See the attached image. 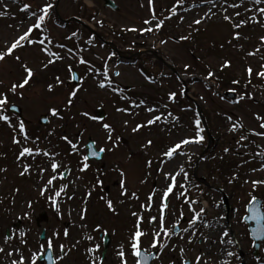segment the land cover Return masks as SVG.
Masks as SVG:
<instances>
[{
  "label": "rangeland",
  "instance_id": "rangeland-1",
  "mask_svg": "<svg viewBox=\"0 0 264 264\" xmlns=\"http://www.w3.org/2000/svg\"><path fill=\"white\" fill-rule=\"evenodd\" d=\"M112 1L119 8L117 12L103 9L101 0H90V2L89 0H59L56 14L58 15L57 18L65 20L75 17L80 21L77 23L82 27L79 25H64L60 23L57 25L56 23L58 21L53 17L49 21L53 35L58 38H63L73 30H80L84 38L87 39L91 35L90 32H92L98 35L103 40L102 42L117 45L124 56H130L129 51H135L136 49L146 51L144 55L142 54L143 56L141 58L143 60L145 59L147 61L150 57L154 61V59L159 58L163 63L161 68L157 66L153 69L146 66L149 74L154 77L156 82L148 83L145 76L139 71L138 67L142 64L143 60H140L135 65H129L125 62L120 63L112 59L109 61L111 72L119 71L121 73L120 77H113L114 81L121 87H131V90L127 93L113 94L110 91L99 89L92 77L89 76L83 82V88L86 91L81 94V100H87V105L81 101H77L75 107L64 113L66 119L60 121L56 118L49 117L48 108L50 105L48 101L59 103L58 98L66 89L57 88L54 93H48L47 84L54 83V77L57 74L61 75L67 81L68 72L66 67L60 62H57L47 70L43 69L42 62L46 60V57L40 52L38 46L21 51L22 58L35 70L36 76L33 82H30V87L25 98L13 96L11 93H9V97L21 108L23 119L28 129H30L29 133L35 130L41 138V147L67 153L70 146L61 140L60 137L63 134H68L70 138L77 137L83 128V125L79 128L77 127V124L81 121H87V131L84 132L83 140L80 142L81 151L84 154V147L88 139L96 141L97 150L101 146H110L105 140V133L100 124L87 120V118L80 115V112L84 110L93 113L96 108L104 110L106 114L105 120L111 122L116 127L121 139L120 147L115 152L104 153V157L100 162L90 161L92 167L85 173H78L77 171V156H64L65 161L70 162L72 174L65 181H55L57 188L60 183H66L77 175L82 176L83 179L77 180L75 184H69L68 193H74V199L68 200L66 197H61V211L64 215L63 219H60L37 190L38 186H42L47 181L49 173H44L43 180L39 179L38 173L35 170H32L30 176H20L19 164L16 161L19 146L12 142L13 130L7 125L0 124V168H7V172H0V198H3V203H0V240H2L4 235V224L11 223V225H14L16 223L15 216L24 207L25 200L31 199L38 202L34 205L36 211L30 224L31 232H29V240L33 249L37 247V236L42 228L47 230L48 236H51L55 229L61 233L60 238L55 240L54 247L57 264H88L87 261L90 260L92 254L87 249L94 244H100V249L96 253V257L99 258L100 251L102 250V232L103 229H107V234L111 237V242L107 247L104 264H120V258L116 255V252L122 242L125 245L128 244L130 231L134 229L137 219L132 216V212L143 213L145 217V228L148 227L147 218L151 215H158L156 208L160 203V191L156 192L153 210L151 212L144 211L140 207L142 203L148 202V196L154 189H163L165 187L164 176L157 171L159 167L158 153L168 145L177 142L180 136L184 134L183 131H177L176 129H173L171 133L165 132L162 130L165 127L163 125L145 127L138 133H132L131 128L137 123L146 122L153 115L145 110L148 106L162 105L168 102L167 93L170 90L179 91L182 83L176 79V76L183 73L184 63H190L192 64V68L189 69V76L184 78L183 83V86L188 89V93L180 97L177 104H170V107L175 114L181 116L182 122L185 125L191 123L194 113L192 110L183 111L182 109L192 103H195V105H192V109L197 106L199 111L202 110L209 116L210 125L213 128L210 133L213 139L211 140L206 155L203 156L207 157V159H199L197 165L194 166L198 155L205 149L206 143L203 147L196 145L188 146L189 150L194 152L195 155L192 163L187 167L190 178L192 179L193 174H195V179L197 180L195 184L205 190L206 195L204 199L214 197L216 203L222 201L220 207L215 208L212 206L210 200L207 210V221L213 226L219 224L230 229V236L238 243L235 247L229 246V250L237 251L238 257L225 258L221 256L219 248L223 246L218 243H212L213 240L219 241V229L213 231L203 227L200 231L209 235L208 242L201 243L199 239H196L193 245L188 246L193 250L189 251L187 256L194 260L195 255L203 251L209 257V264H225V259L230 260L231 264H264V247L259 248V257L257 259L252 257V242L247 235V227L242 220L243 215H245V207L250 199L249 193H253L252 185L250 183L245 184L244 181L249 178L264 179V171L255 173L250 171L252 168H258L260 166L259 157L251 160L249 163H244L240 167L239 165H241L242 161L250 159L247 154L238 155L235 152L223 153V148H234L235 143L234 136L228 134L226 131L228 122L225 118H222V116L224 117V113L232 114L234 118L243 116L244 124L247 128L255 127L257 130H260L258 129L259 122L254 119L253 113L259 112L264 114V95L261 94L264 90L250 89L256 92V97L260 100L259 104L245 100L239 104L231 105L227 99L222 100L219 96L214 95L215 88L210 90L206 87L205 82L201 81V77L207 75L208 64H211L213 70H216L219 75V64L223 58L230 59L233 62V66L225 69L224 72L245 80V66L251 63L254 69L257 68L260 63L258 57H248L245 59L244 51L229 45L227 41L231 38L230 26L222 22L219 18H214L200 26H194L200 27L199 33L191 32L194 39L190 41H179L181 35L189 34L191 31L189 24H191L195 17L202 15V9H194L187 13L178 10L181 15L186 17L185 20L180 22L179 15H177L171 20L166 21L164 28L158 33L137 36L140 34L122 32L121 28L125 25L136 27L145 26L143 25V20L149 16L148 0H142L144 7L140 6L141 0ZM5 2L9 4L8 11L14 14V18L12 16L0 18V49L6 47V41L11 40L17 31L16 27H9V25H18L25 17V14L19 11V8L12 3V0H5ZM35 2L36 4H40L42 0H35ZM175 2L176 0H156L157 12L170 8ZM195 2L198 3L199 0H195ZM93 14H96L98 19L104 21L103 28L92 21L91 17ZM163 15L167 16L168 12L164 11ZM113 27H115V32L111 30ZM251 27L253 28L251 31L249 28L242 29L245 35L251 37L250 40L242 39L240 41L246 51H251L259 43L258 37L264 35V29H261L258 25ZM160 40H167L168 43L161 45L159 43ZM63 42L69 46H75V39L72 41L64 40ZM154 44L156 47H153ZM221 44L225 45L224 48L220 47ZM233 44H236L235 40H233ZM190 46H192V49H196L192 55L189 53ZM108 48V46L100 44L96 40L95 44L91 47V51L85 53L86 58L93 60L99 68L103 60L96 59V57L101 56L107 59L110 54ZM52 50L59 51V49L55 48ZM64 63H72L79 75H85L83 65H78L75 61L71 60L65 61ZM169 67L175 71L176 75H173L169 71ZM193 73L195 74V79L198 81L197 83H192L191 81L190 77ZM24 75L25 73L19 63L12 58H8L7 64L0 66V81H3L0 84V92L6 91L13 82L21 79ZM168 77H171V79H168ZM76 86L80 87L81 85L79 83ZM229 86L237 87L236 85L229 84L224 89L220 87L219 92L223 94V92L228 91ZM121 95H128L136 100L144 99L146 101L144 106L133 110L134 112H139V115L130 116L115 110L116 107L128 106L126 101L120 99ZM200 96H203L207 103L200 100ZM217 113L221 114L217 115ZM44 114L51 120L46 128H42L37 124L38 117ZM73 116H75L74 120L72 119ZM15 119L16 117H14V122ZM125 120L130 121L127 129L123 125V121ZM62 124L64 127H60ZM49 131H54L55 135L49 137ZM188 134L191 133L189 132ZM147 139L154 141V147L145 151L143 145ZM250 139L255 141V143L250 144L247 149L241 148L240 153H254L264 150V148H257V145H264V139L255 136L250 137ZM49 140L51 143L48 142ZM221 155H223V159L219 158ZM148 159L153 160L151 168L146 166ZM181 159L183 158L181 157ZM43 161L44 158H37L36 162L42 163ZM28 162L32 163V160L29 158ZM221 163L222 166H220ZM117 164L127 169L128 188L130 192L137 191L139 200L120 196L117 186L118 173L112 171V168ZM45 167H47L46 164ZM174 168L175 164L171 162L164 165V171L166 172ZM96 169H100L101 172L107 171V177H101L105 179L103 188H97L89 198L86 196V192L95 183ZM194 169H196L195 172ZM211 169H214V171L211 172ZM219 169H223V171ZM148 172H151V175H147ZM233 172L239 173V179L235 182L237 186L226 184V181L231 177ZM143 180L147 182L142 183L141 181ZM217 187L225 189V191L220 193L216 191ZM15 188L20 189L18 194L14 192ZM255 193L264 202V186L258 188ZM197 194V189H193L192 195L195 197ZM12 196L15 197V206L9 200V197ZM101 196L104 199H100ZM107 199H113L118 214H114L107 208L105 203ZM122 199L125 201L124 203L120 202ZM179 203L175 199L172 200L171 207L176 215L179 214ZM84 208H87V214L86 218L81 220L80 214ZM184 209L186 218H189L190 213L187 211V205H184ZM9 210L12 212L11 221H9L6 215ZM43 210L47 212L49 219L48 222L41 225L38 229L35 226L34 219ZM69 210H71L70 216L68 215ZM220 216H223L224 219L218 220ZM172 219V215H169L168 220L171 221ZM97 224L102 225L101 231L95 230ZM82 225H86V227H82ZM66 228L70 232V236L67 239L63 237V232ZM22 229H24V224H21L20 229L17 231ZM148 230L149 236L143 238V244L145 248L152 251L149 248L151 243V229ZM89 235L95 237V239L92 241L88 240L87 237ZM77 240H79V244H76ZM176 240L177 238H173L172 243H176ZM61 243L71 248V252L64 260L58 259L61 255L59 252V245ZM74 244L76 246L72 247ZM126 254L128 264H135L130 247L127 248ZM25 255H29V253L26 251ZM173 258L176 259V264H180L179 249L176 252H169L166 248L160 260H154L152 264H170V260ZM0 264H7V260L2 254H0Z\"/></svg>",
  "mask_w": 264,
  "mask_h": 264
},
{
  "label": "snow or ice",
  "instance_id": "snow-or-ice-1",
  "mask_svg": "<svg viewBox=\"0 0 264 264\" xmlns=\"http://www.w3.org/2000/svg\"><path fill=\"white\" fill-rule=\"evenodd\" d=\"M90 2V0H89ZM21 13L25 14V17L20 21L18 25H9V27H16L17 31L12 36L11 40L6 41V47L0 49V66L6 65L8 58H12L17 61L20 67L23 69L25 75L13 82L10 87L3 92H0V124L7 125L13 130V144L19 146V152L16 156V161L19 164V175L24 177L31 175L32 170L38 173L39 179H44V173H49V178L42 185L38 186L37 190L41 197H44L48 202L49 207L54 213L63 219L64 213L61 211V197H66L68 200L75 198L74 193L69 194V184H75L77 180L83 179L82 176L77 175L72 180L66 183H60L58 188L55 181H65L66 177L71 176L72 168L70 162H66L64 159L65 155H75L78 157L77 160V171L78 173H85L91 167L89 154H84L81 151L80 142L83 140L84 132L87 131V121H81L77 124V127L83 125L82 130L78 133L77 137L70 138L68 134L61 135L60 139L69 145L67 153L57 152L54 149H47L41 147V138L39 136L33 137L29 134L28 126L24 119L16 118L14 122V116L10 113H14L17 109V105L10 99L9 93L13 96H19L25 98L26 93L30 87V82H33L36 76L35 70L22 58L21 51L29 48L39 47L41 53L44 54L46 60L42 62V68L47 70L50 66L55 65L57 62L63 64L68 72L67 81L57 74L54 77V83L47 84L48 93H54L57 88L66 89L62 92V95L58 98L59 103H52L48 101L49 117L56 118L57 120L64 121L66 119L64 113L75 107L77 101H81L87 105V100H81V94L86 91L83 88V82L87 77H92L93 81L99 89L110 91V93H123L124 88L119 86L113 79V76L120 77L119 71L111 72V66L109 61L116 55L112 52L108 55L107 59L101 56H97L96 59L103 60L102 65L98 68L93 60L87 59L85 53L91 51V47L96 42L95 34L90 35L87 39L84 38L83 33L80 30H73L69 35L63 38H58L53 35L49 26V21L57 14L59 0H42V3L36 4L35 0H12ZM187 5V6H185ZM141 7L144 4L141 0ZM9 4L5 0H0V18L12 16L14 14L8 11ZM149 16L143 20L144 27L127 26L121 28L122 32H133L139 33L141 36L145 34H153L160 32L166 21L171 20L173 17L179 15L180 22L185 20V16L181 15L178 10L187 13L194 9H202V15L195 17L189 29L191 30L188 35H181L179 41H190L194 39L191 32H200V26L219 18L222 22L230 26L231 38L227 41L232 47L238 48L245 52L244 58L258 57L260 63L257 68L254 69L251 63L245 66L246 78L241 84L240 79H232L230 85H237L239 87L229 86L228 92L232 93L233 99L231 100L234 104H239L242 101L248 100L253 103L259 104L260 100L256 97V92L250 89H261L264 90V35L258 37L259 43L251 50L246 51L244 45L240 43L243 40H250L251 37L245 35L242 31L244 28L253 30L251 26L258 25L261 29H264V0H176L170 8L160 12L156 9V0H148ZM167 11L168 15L164 16L163 12ZM92 21L99 25L101 28L104 27V21L98 19L96 14L91 17ZM27 25V27H25ZM115 32V27L111 29ZM75 39V46H69L64 40L72 41ZM233 40L236 44H233ZM83 41V43H81ZM135 42V41H134ZM161 45L168 43L167 40H160ZM224 44L220 47L224 48ZM153 47H156L154 44ZM59 49V51H53L52 49ZM75 61L78 65H83L85 68V75L81 76L77 74V69L72 63H64L65 61ZM233 62L230 59L223 58L219 64V72L223 73L225 69L231 68ZM192 68V64H183V73L178 74L176 79L181 81L182 86L179 91L170 90L167 93V101L162 105L148 106L145 110L153 115L144 123H137L131 128L132 133H138L145 127L153 125H163V131L171 133L173 129L177 131H183L184 134L180 136L177 142L168 145L164 150L158 153L159 167L157 171L162 173L165 180V187L163 189H154L148 196V202L142 203L141 208L144 211L151 212L153 210L154 197L156 192L160 191V203L156 208L158 215H151L147 218V228L144 227L145 217L142 212H132V216L136 217L134 229L130 231L128 237V244L125 245L123 242L119 245L116 255L120 258V264H128L127 260V248L130 247L131 255L135 260V264H148L149 260H160V257L164 254V250L167 248L169 252H176L179 249L180 264H209V257L206 252H199L195 255L194 260L187 256L189 251L193 249L189 248V245H193L196 239H199L201 243H207L209 235L204 234L200 229L208 228L211 230L219 229L220 238L219 241L213 240V244H219L223 247L219 248L221 256L225 258L238 257V252L229 250V246L235 247L238 243L235 239L230 236V229L223 225H211L207 221V210L211 200L212 206L215 208L220 207V203H216L214 197L204 199L206 193L203 188H199L198 185L190 178L188 165L193 161L195 155L194 152L190 151L188 146L196 145L203 147L206 143V127L202 121V113L191 108V105H187L183 111L192 110L194 115L190 124L185 125L182 122L181 116L175 114L170 107V104H177L179 98L188 93V89L183 86L184 78L189 76V69ZM207 75L201 77V81L205 82L208 89L215 88L214 95L225 100L226 96L219 92L223 76L218 75L216 70H213L212 65H207ZM141 74L145 76V79L149 83H155L154 77L148 75L140 70ZM163 75V74H161ZM258 83H253V78ZM192 83H197L195 74L193 73L190 77ZM171 79V77H168ZM71 81H77L80 83V87ZM3 81H0L2 84ZM22 90V91H18ZM264 95V91L261 92ZM238 97V99L236 98ZM120 99L127 102V107H116V111L119 113H126L130 116L139 115V112H134V109H139L146 104L144 99L136 100L128 95H121ZM200 100L207 103L203 96L199 97ZM170 102V103H169ZM221 113H217L220 115ZM80 115L99 123L102 130L105 133V140L110 146H101L96 149V141H91L86 145L90 150L91 157H99L101 154L107 152H115L120 147V134L116 127L105 120L103 113L94 114L90 111L84 110L80 112ZM254 119L258 121L257 128H247L244 124V117H235L232 114L224 113V118L228 122L227 133L234 136L235 147L223 148V153L228 154L229 152H235L238 155L247 154L250 159L242 161L240 167L244 163H249L251 160L260 158V166L258 168H252L250 171L260 172L264 171V150L246 153H240L241 148L247 149L250 144L255 143L250 137H260L264 139V114L259 112L253 113ZM75 119V116L72 117ZM49 123L51 120L49 119ZM130 121H123L125 129ZM64 127V125H60ZM191 134H188V133ZM55 135L54 131H49L48 136ZM75 141V142H74ZM51 143V141H48ZM247 142V143H245ZM154 147V141L147 139L143 145L145 151L149 148ZM258 149L264 148V145H257ZM181 157L183 159H181ZM32 160V163L28 162V159ZM37 158H44L42 163H37ZM223 159V155L219 157ZM207 159V157H204ZM174 163L175 168L170 171H164V165L168 163ZM45 164L47 167H45ZM153 160L148 159L146 166L151 168ZM113 172L118 173L117 186L121 197L131 198L139 200L137 191H131L128 188L127 182V169L117 164L112 168ZM0 172H7V168H0ZM147 175H151L148 172ZM107 177V171L101 172L100 169H96L95 183L92 184L86 192L87 197H91L93 191L97 188H103L105 179L101 177ZM239 179V173L233 172L231 177L227 180L229 185L234 184ZM146 183V180L141 181ZM245 184H251L253 193L258 190L261 186H264V179H246ZM197 189L198 194L194 197L192 190ZM216 191L223 193L225 189L219 187ZM15 193H19L20 189L15 188ZM250 199L246 205V213L243 217V221L253 222L254 227L251 229V236L253 239V247H264V202L252 193H249ZM100 199H104L103 196ZM179 201V214L176 215L171 205L172 200ZM10 202L15 206V197H9ZM124 203L122 199L120 201ZM0 203H3V198H0ZM37 201L27 199L24 202V207L15 216V227L11 223L4 224V235L0 240V254L7 260V264H38V261L45 258L49 264H57L56 259L52 255V250L55 247V240L59 239L61 233L58 230H53L51 236L47 235L46 229H41L37 236L35 249L32 248L29 240V232H31V221L35 215L34 205ZM86 203V201H85ZM107 208L114 214H118L117 208L113 199H107L105 201ZM184 205H187V211L190 213V217L186 218ZM87 208H84L80 214V219L86 218ZM6 215L11 221L12 212L9 210ZM68 215H71L69 210ZM169 215H172L173 219L168 220ZM224 217H218V220H223ZM20 224H24V230L20 229ZM186 225V226H185ZM86 227V225H82ZM102 225H96V231H101ZM151 229V243L149 248L154 251H149L148 248L144 247L143 238L149 236V230ZM107 235V229H103V236ZM43 236V240L40 237ZM70 232L66 228L63 232L65 239L69 238ZM173 238H177L176 243H172ZM88 240L92 241L95 237L89 235ZM260 242V243H257ZM79 244V240L76 241ZM76 244L72 245L75 247ZM171 245V247H169ZM7 248V251H6ZM100 249V244H94L87 249L91 253L90 264H104L105 257H96V253ZM29 255H25V252ZM59 260H64L67 255L71 252V248L61 243L59 245ZM170 264H176V259L170 260ZM225 264H231L230 260L225 259Z\"/></svg>",
  "mask_w": 264,
  "mask_h": 264
},
{
  "label": "water",
  "instance_id": "water-1",
  "mask_svg": "<svg viewBox=\"0 0 264 264\" xmlns=\"http://www.w3.org/2000/svg\"><path fill=\"white\" fill-rule=\"evenodd\" d=\"M103 2H104V7H107V6H108V7L112 8V9H114V10H117V8L113 5V3H112L110 0H103ZM72 83L77 84L78 82H77V81H72ZM126 90H128V88H126ZM224 95H225L227 98L233 99V95H232V93H230V92H226ZM98 113H103V116L105 117V113H104L103 110H101V109H96L95 112H94V114H98ZM13 114L21 115V110L17 107V109L15 110V112H14ZM39 123L42 124V125H47L48 122H47L46 117H45V116H42V117L39 119ZM90 142H91V141L89 140V143H90ZM86 154H89V156H90V160L101 161L102 158H103V154H101L99 157H91V155H90V150H89L87 147H86ZM245 222H246V224L248 225L249 234H250V237H251V239H252V236H251V229H252L255 225H254L253 222H248V221H245ZM251 224H252V225H251ZM41 237H43V236H41ZM252 241H253V239H252ZM108 242H109V239H108V237H107V238H106V241H105V244L107 245ZM257 243H260V242H257ZM258 249H259V247H258V248H254V247H253V253H252V254H253L254 256H256V257H257ZM45 259H46V257H45ZM151 261H152V260H149L148 264H150Z\"/></svg>",
  "mask_w": 264,
  "mask_h": 264
},
{
  "label": "trees",
  "instance_id": "trees-1",
  "mask_svg": "<svg viewBox=\"0 0 264 264\" xmlns=\"http://www.w3.org/2000/svg\"><path fill=\"white\" fill-rule=\"evenodd\" d=\"M219 75H222V76H223V81L221 82V88H222V89L226 88V86L230 84V81H231L232 79H239V78H236V77H234L233 75H230V74L225 73V72H223V73H220V72H219ZM240 81H241V84H243V80L240 79ZM253 83H258V82H257V80L255 79V80L253 81ZM236 86H237V85H236ZM237 87H239V86H237Z\"/></svg>",
  "mask_w": 264,
  "mask_h": 264
},
{
  "label": "flooded vegetation",
  "instance_id": "flooded-vegetation-1",
  "mask_svg": "<svg viewBox=\"0 0 264 264\" xmlns=\"http://www.w3.org/2000/svg\"><path fill=\"white\" fill-rule=\"evenodd\" d=\"M195 104V103H194ZM196 162L194 163V166H196ZM195 170L196 169H194V172H195ZM229 211V210H228ZM34 222H35V220H34ZM13 227H15V224L14 225H12ZM20 226H21V224H20ZM35 226H36V228H38L37 227V224L35 223ZM22 230H24V229H22ZM101 253H100V257L101 256H103V257H105L106 256V254H107V250L103 253V249L100 251ZM53 256H54V258L56 259V257H55V254H53ZM88 262V264H90V260L89 261H87Z\"/></svg>",
  "mask_w": 264,
  "mask_h": 264
}]
</instances>
